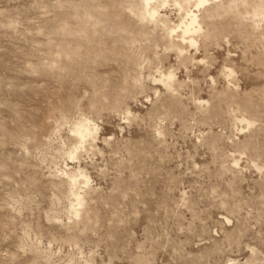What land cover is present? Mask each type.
Listing matches in <instances>:
<instances>
[{
    "label": "rangeland",
    "instance_id": "obj_1",
    "mask_svg": "<svg viewBox=\"0 0 264 264\" xmlns=\"http://www.w3.org/2000/svg\"><path fill=\"white\" fill-rule=\"evenodd\" d=\"M0 264H264V0H0Z\"/></svg>",
    "mask_w": 264,
    "mask_h": 264
},
{
    "label": "bare ground",
    "instance_id": "obj_2",
    "mask_svg": "<svg viewBox=\"0 0 264 264\" xmlns=\"http://www.w3.org/2000/svg\"><path fill=\"white\" fill-rule=\"evenodd\" d=\"M148 3V2H147ZM148 5V4H147ZM148 7V6H147ZM192 19V18H191ZM195 22V17L192 19V21H191V23L186 27V32H188V31H190V30H192L191 28V25H193V23ZM175 28V27H174ZM162 74H164V72L162 73ZM166 75V74H165ZM162 76V75H161ZM162 78H163V76H162ZM162 78H159L160 80L162 79ZM158 79V80H159ZM159 80V81H160ZM162 81V80H161ZM85 120V119H84ZM91 123H89L88 121H83L82 120V122H80L79 121V123H77L76 125V128H75V131L77 132V134L79 135V137L82 139V142H83V139H85L86 137L88 138V136H89V134L91 133V130H92V128H91V125H90ZM94 124V123H93ZM95 127V126H94ZM93 129H95L94 131H96V128H93ZM93 131V132H94ZM91 136H94V135H91ZM78 137V136H77ZM95 137V136H94ZM93 137V138H94ZM89 138H90V136H89ZM92 138V137H91ZM78 139V138H77ZM81 139H79L80 141L79 142H81ZM81 175V174H80ZM71 176V175H70ZM75 176H76V174H75ZM77 179V178H76ZM73 183V182H72ZM75 183H76V181H75ZM76 211V210H75Z\"/></svg>",
    "mask_w": 264,
    "mask_h": 264
}]
</instances>
